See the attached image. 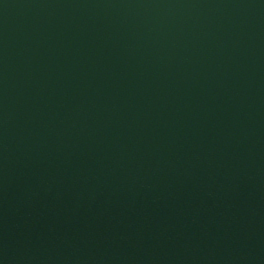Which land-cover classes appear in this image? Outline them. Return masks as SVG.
I'll use <instances>...</instances> for the list:
<instances>
[{"label":"water","instance_id":"obj_1","mask_svg":"<svg viewBox=\"0 0 264 264\" xmlns=\"http://www.w3.org/2000/svg\"><path fill=\"white\" fill-rule=\"evenodd\" d=\"M0 264H264V0H0Z\"/></svg>","mask_w":264,"mask_h":264}]
</instances>
